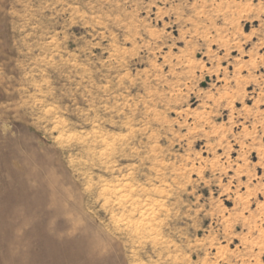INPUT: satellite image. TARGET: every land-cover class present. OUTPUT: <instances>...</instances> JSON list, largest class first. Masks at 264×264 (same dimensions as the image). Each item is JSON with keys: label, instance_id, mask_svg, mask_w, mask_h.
I'll return each instance as SVG.
<instances>
[{"label": "rangeland", "instance_id": "obj_1", "mask_svg": "<svg viewBox=\"0 0 264 264\" xmlns=\"http://www.w3.org/2000/svg\"><path fill=\"white\" fill-rule=\"evenodd\" d=\"M76 7L74 0L60 4L56 0H0V264H136L145 233L154 231L164 236L163 227L157 228V224H163L158 217L166 203L147 195L157 187L165 190L162 180L153 181L151 188L147 183L154 176L162 177L163 168L156 162L158 154L156 158L151 154L155 146L150 152L148 123L135 119L143 93L126 96L112 86L116 73L105 72L103 79L96 75L100 65L84 69L64 66L73 54L79 61L78 41L95 35V29L84 21L72 22ZM53 15L59 21L57 33L63 31L66 20L70 23L66 47L60 45L54 50L59 55L50 50L42 36ZM242 24L247 35L258 21ZM211 47L216 50L218 46ZM95 51L99 55V49ZM244 51H251V46L245 45ZM231 57L239 59V53L232 51ZM108 58L109 53H105ZM222 66L235 71L227 62ZM134 68L148 71L143 62ZM212 79L206 77L201 87ZM216 79L222 82L223 77ZM247 91L253 92V87ZM246 103L251 108L253 101ZM101 104L105 111L118 108L128 113L119 121L121 126L116 120L103 123L101 117L90 122L81 115ZM235 107L241 105L237 102ZM201 144L197 142V149ZM237 155L236 150L231 154L233 159ZM257 162L258 155L253 152L252 163ZM101 163L103 170L98 166ZM256 176H264V169L257 168ZM242 179L247 181L248 177ZM245 191L242 188L240 196L229 193L233 198H224L215 189L201 190V205L215 195L227 209L225 218L237 210L238 202L243 207L247 201L243 218L249 222L248 229L236 225L231 240L219 237L211 246L210 255L217 264H231L233 258L244 256L248 264L264 261L255 237L261 227V210L254 202L264 203V194L249 199L243 195ZM127 209L131 211L126 213ZM216 219L203 220L204 227L197 232L200 240H210L207 230ZM249 235L255 260L243 247ZM191 258L197 260L198 256Z\"/></svg>", "mask_w": 264, "mask_h": 264}, {"label": "clouds", "instance_id": "obj_2", "mask_svg": "<svg viewBox=\"0 0 264 264\" xmlns=\"http://www.w3.org/2000/svg\"><path fill=\"white\" fill-rule=\"evenodd\" d=\"M61 2L56 0V4ZM74 2L77 7L73 9L72 22L84 21L95 29V35L82 43L78 41L80 59L73 54L65 68L100 65L96 75L103 79L105 72L116 73L112 86L123 90L126 96L143 93L135 119L148 123L152 137L150 152L155 146L151 154L154 158L158 154L156 162L163 168L162 177L154 176L147 183L151 188L153 181L162 180L165 190L157 187L147 195L166 203L158 217L163 224H157V228L163 227L164 236L154 231L145 233L136 264H177V257L179 264H217L210 255L211 246L219 237L231 240L236 235V225L248 229L249 222L243 218L247 201L243 207L238 202L237 210L225 218L227 209L215 195L204 201L205 206L201 205V190L215 189L224 198H233L229 193L240 196L242 188L247 189L243 195L249 199L264 194V176H256L257 168L264 169V54H260L264 49V0ZM52 11H56L55 5ZM256 21L258 25L253 24L252 31L246 35L242 22ZM58 26L59 21L53 15L42 32L55 55H59L55 48L66 47L70 38L67 34L70 23L66 20L60 33L55 31ZM177 31L179 35L174 36L173 32ZM53 36L57 39L53 40ZM181 44L184 46L179 47ZM213 44L218 46L216 50L212 49ZM245 45H250L251 51L245 52ZM232 51L239 53V59L231 57ZM105 53H109L108 59ZM198 55L202 58L197 59ZM245 56L249 59L245 60ZM61 62L64 63L63 58ZM141 62L147 65V72L135 70L134 64ZM226 62L235 71L223 67ZM206 77L213 79L202 88ZM216 77H223L222 82ZM249 86L253 87L251 93L247 91ZM248 100L253 101L251 108L246 103ZM237 102L241 105L239 109L235 107ZM193 104L197 106L195 110ZM81 115L90 122L101 117L103 123L116 120L117 126H121L119 121L125 120L128 113L118 108L105 111L101 104ZM197 142H202L200 149ZM234 150L238 151L235 159L231 156ZM253 152L258 155L256 164L252 163ZM98 166L103 170L102 163ZM230 171L234 175L229 176ZM245 176L247 181L242 179ZM254 202L261 210L256 246L259 255L264 256V203ZM206 217L217 219L207 230L211 233L210 240L202 241L197 232L203 229ZM243 247L255 260L251 235ZM193 254L198 256L197 260L191 258ZM241 261L248 264L247 256L233 258L231 264Z\"/></svg>", "mask_w": 264, "mask_h": 264}]
</instances>
